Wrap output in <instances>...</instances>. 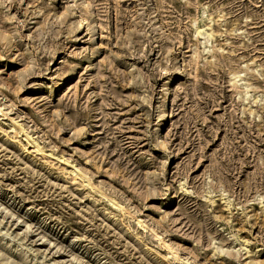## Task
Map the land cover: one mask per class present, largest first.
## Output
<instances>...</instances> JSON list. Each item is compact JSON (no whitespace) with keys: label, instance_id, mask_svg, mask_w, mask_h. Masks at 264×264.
<instances>
[{"label":"rangeland","instance_id":"obj_1","mask_svg":"<svg viewBox=\"0 0 264 264\" xmlns=\"http://www.w3.org/2000/svg\"><path fill=\"white\" fill-rule=\"evenodd\" d=\"M0 264H264V0H0Z\"/></svg>","mask_w":264,"mask_h":264}]
</instances>
